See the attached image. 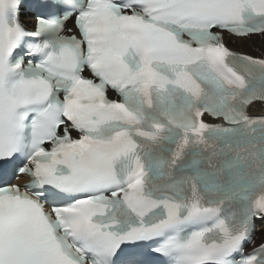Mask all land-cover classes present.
<instances>
[{"label": "snow or ice", "instance_id": "snow-or-ice-1", "mask_svg": "<svg viewBox=\"0 0 264 264\" xmlns=\"http://www.w3.org/2000/svg\"><path fill=\"white\" fill-rule=\"evenodd\" d=\"M225 32L264 0H0V264H264V58Z\"/></svg>", "mask_w": 264, "mask_h": 264}, {"label": "bare ground", "instance_id": "bare-ground-1", "mask_svg": "<svg viewBox=\"0 0 264 264\" xmlns=\"http://www.w3.org/2000/svg\"><path fill=\"white\" fill-rule=\"evenodd\" d=\"M252 38V39H251ZM258 38H261L262 40H264V35H262V34H260L259 36H252V37H250V39L251 40H253V41H255V40H257ZM260 39V40H261ZM237 41H239V42H230V45L232 46V47H234L233 46V44H242V42L243 41H246V40H237ZM259 47H261V48H259V50L257 51L256 50V52L257 53H260V56L259 55H257L258 57H261V58H263L264 57V42H263V44L262 45H260ZM235 51H237V52H239L238 50H235ZM256 53V54H257ZM255 54V53H254ZM255 54V55H256ZM250 114H252V115H263L264 114V105L263 104H260V103H258V104H255L253 107H252V109H251V111H250ZM264 233V220H261V221H259L258 223H257V225H256V234L257 233ZM259 234H257V237L258 236H260ZM262 237L264 236V235H261ZM262 237H258L260 240L262 239ZM257 239V238H256ZM264 241V240H263Z\"/></svg>", "mask_w": 264, "mask_h": 264}, {"label": "rangeland", "instance_id": "rangeland-1", "mask_svg": "<svg viewBox=\"0 0 264 264\" xmlns=\"http://www.w3.org/2000/svg\"><path fill=\"white\" fill-rule=\"evenodd\" d=\"M261 38H258L257 40H255V41H253V40H250V41H247V42H242V44H237V45H235V44H233V46H234V48H236V49H238V50H240V51H245L247 54H249V55H251V56H255V57H258L257 55H259L260 56V53H257L256 52V50L258 51L259 50V48H261V47H259L260 45H262L263 44V42H264V40H260ZM236 46V47H235ZM256 55H255V54ZM259 58H261V57H259ZM264 58V57H263ZM257 234H259V233H257ZM260 236H258V237H262L261 235H264V233L262 232V233H260L259 234ZM257 237V241L258 242H261L262 240H264V236L262 237V239L260 240L259 238Z\"/></svg>", "mask_w": 264, "mask_h": 264}]
</instances>
